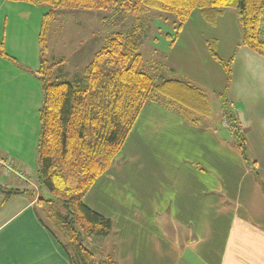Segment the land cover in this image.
<instances>
[{
	"label": "crops",
	"instance_id": "0c3cea01",
	"mask_svg": "<svg viewBox=\"0 0 264 264\" xmlns=\"http://www.w3.org/2000/svg\"><path fill=\"white\" fill-rule=\"evenodd\" d=\"M0 1L2 7L24 3ZM65 11L70 16L84 10ZM24 12L16 15L33 22L34 11ZM7 13L0 12V43L6 54L0 55L2 99L8 112L25 108L27 119H6L12 130L3 136L16 142L18 138L26 148L17 153L0 140V159L10 161L13 171L1 166L0 170L30 183L31 171L39 176L44 98L38 73L41 19L37 14L35 25L18 27L21 20ZM226 13H219L211 23L201 12L215 29L228 24ZM235 28L240 34L223 90L246 137L249 160L233 139L221 103L215 114L212 102L210 118L193 125L177 111L147 102L112 165L84 198L88 207L113 222L108 260L103 262L104 254L99 258L93 242L89 243L96 264V260L102 264H264V57L243 44L239 21ZM101 45L102 41L87 58L75 60V65L85 62L79 71ZM62 58L56 77L71 78L66 68L70 63ZM7 79L11 84L3 85ZM37 184L31 182L33 190L23 189L10 197L0 192V264H72L68 252L39 219ZM8 203H12L9 214Z\"/></svg>",
	"mask_w": 264,
	"mask_h": 264
},
{
	"label": "trees",
	"instance_id": "16d2710c",
	"mask_svg": "<svg viewBox=\"0 0 264 264\" xmlns=\"http://www.w3.org/2000/svg\"><path fill=\"white\" fill-rule=\"evenodd\" d=\"M10 1L49 8L43 15L39 33L41 62L38 73L44 98L38 142L41 193L38 203L47 211L52 210L48 217L60 226L64 240L58 234L57 237L72 264H96L86 237L109 236L113 222L88 207L84 198L112 165L145 104H162L180 113L193 125H201L212 115V100L204 89L182 80H156L145 69L141 53V16L153 10L172 15L178 36L193 11L200 10L213 23L222 9L234 8L241 24L243 44L264 57V0ZM65 9L125 13L135 15L137 19L132 31L116 32L102 41L92 60L79 73L59 79L56 72L63 60L51 62L47 56L52 24L57 13ZM0 54L6 55L1 43ZM212 55L223 62L228 84L231 60L225 63L216 52ZM224 90L218 94L223 117L248 161L246 137ZM10 190L9 197L21 192L20 189ZM57 204H61L65 212L59 211Z\"/></svg>",
	"mask_w": 264,
	"mask_h": 264
},
{
	"label": "rangeland",
	"instance_id": "374dc122",
	"mask_svg": "<svg viewBox=\"0 0 264 264\" xmlns=\"http://www.w3.org/2000/svg\"><path fill=\"white\" fill-rule=\"evenodd\" d=\"M4 4H6V6L2 7L0 1V12H8L7 15L9 18H13V20L20 19L21 21L18 22L17 26H22L24 28L26 25L29 27L32 24H36L35 18L37 14L38 18L40 17L41 19L40 24H42V15L49 9L44 5L37 6L26 2L19 4ZM24 4L29 5L31 9H24V7L27 8V5ZM65 10H60L57 13V18L52 24L51 29L54 28V33L50 39L48 56L56 57L58 60L65 56L70 63L66 68L68 71L72 72V75L79 73L80 66L85 64L82 60L80 64L75 65V60H80V57L87 58V55L91 54V51L94 50L101 41H105L107 37L112 36L114 33H128L132 31L133 25L136 23L137 19L135 15L109 13L110 11H74V13H71L69 16V13H67L69 11ZM23 11H34L33 22H28L26 16L20 17L16 15V12ZM222 12H227L224 17L227 16L228 24L227 22L219 24V27L215 29L210 23L204 20L200 10L193 11L189 21L185 24L183 31L178 36H176V32L174 31V17L172 15L153 10L147 13V15L141 16V53L144 58L145 69L156 80L160 81V79L165 78L182 80L204 89L210 95L214 103L215 114L219 112L216 109L219 108L221 103L215 95L220 93V91L223 92L226 86V73L223 62L214 59L212 52H216L226 63L236 51V43L240 34L237 33L239 31L235 28L239 21H237L235 17L237 16V10L234 8H227L222 9ZM146 17L151 20L147 21ZM237 19H239V17H237ZM224 20L225 19H221L220 21ZM168 34H172L173 36L170 38ZM86 41L89 44L88 50L85 44ZM10 84L11 81L9 79L3 82V85ZM22 87V85L18 86V88ZM214 91H216V94ZM2 94L3 89L0 86V133H2L0 140L4 145L20 153V151L26 148V144L21 142L18 138H16L17 142L10 141L9 138L3 135L5 133L9 134L10 130H12V125H7L6 119H11V122H15L17 118L22 120L21 117L27 119L24 112L25 108H16L14 111L10 109L8 112L7 104L4 103ZM222 113L224 116V110H222ZM233 139L236 140L235 137ZM14 172L17 175L19 174L17 171ZM30 175H32L30 179L31 182L36 181L38 187H40L36 172L31 171ZM24 177H26V175ZM21 181L22 180L15 175H11L10 177L5 176L3 171L0 170V186L5 187V189L0 188V192L2 191L6 197H9V193L11 192L10 189H21V191L24 192L25 190L23 189L33 190L30 185L31 182ZM43 192L48 195L44 189ZM38 193L41 194L39 190ZM16 194L19 193H13V195ZM11 204L12 203H8V214L12 207ZM56 208L61 212H65L61 204H57ZM49 211L52 212V210ZM49 211H47L46 207L41 206L38 213L39 219L44 227L55 239H57L59 244H61L57 237L58 234L59 237L63 239L60 226L48 217ZM1 212L2 208H0V213ZM107 240H109L108 236L100 238L95 237L93 239H88V237H86L87 242H93L94 247L92 250L95 254H98L99 258L104 254L101 258L103 262L108 260V255H111L110 248H107ZM101 260H96L97 264H102Z\"/></svg>",
	"mask_w": 264,
	"mask_h": 264
},
{
	"label": "built area",
	"instance_id": "2783aa9c",
	"mask_svg": "<svg viewBox=\"0 0 264 264\" xmlns=\"http://www.w3.org/2000/svg\"><path fill=\"white\" fill-rule=\"evenodd\" d=\"M0 166L3 167L7 172L13 171V165L8 160L0 159Z\"/></svg>",
	"mask_w": 264,
	"mask_h": 264
}]
</instances>
